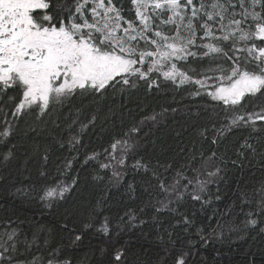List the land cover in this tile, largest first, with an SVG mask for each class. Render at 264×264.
Returning a JSON list of instances; mask_svg holds the SVG:
<instances>
[{"label": "snow or ice", "instance_id": "1", "mask_svg": "<svg viewBox=\"0 0 264 264\" xmlns=\"http://www.w3.org/2000/svg\"><path fill=\"white\" fill-rule=\"evenodd\" d=\"M166 89L196 116L190 147L164 158L149 139L173 107L127 109L88 149L110 101ZM253 161L264 172V0H0V264H139L137 234L148 264H233V245L264 244V178L231 197L220 182ZM242 256L264 264V247Z\"/></svg>", "mask_w": 264, "mask_h": 264}, {"label": "trees", "instance_id": "2", "mask_svg": "<svg viewBox=\"0 0 264 264\" xmlns=\"http://www.w3.org/2000/svg\"><path fill=\"white\" fill-rule=\"evenodd\" d=\"M110 103L114 104L115 111L110 116L109 122L98 126L84 137V142L88 145V149L99 150L101 146H107L109 141L107 129H110L113 123H115L117 126L119 125L121 114H123L125 120H127V109H132L136 118L139 119L140 116L146 112L150 113L153 110L159 112L163 108L171 109L173 107L178 108L179 110L175 113L169 111L164 117L163 121L153 128L149 135V139H154L156 141L157 151H159L161 148L166 149L164 158L176 155L181 147L191 146L194 134L190 126L192 125L193 121L196 120V116L194 112H188L185 109L184 105L189 104V102L186 99L182 100L181 96L175 94L171 89L163 90L158 94L152 93L145 95L143 93H138L128 98L126 101L117 96L115 101H110ZM101 127L105 128L106 130L101 131ZM148 147L149 149H152L151 144H149ZM221 150L223 151V147ZM228 155H232L231 145H229ZM252 165L253 166L245 167L243 170V175L241 174L240 169L233 168L231 164L228 165L229 170L225 174L224 180L220 182L221 190L223 193H226L227 197H231L232 191L236 188L238 180L243 179L244 181H247L250 189L254 183L264 178V172L261 171L260 164L257 161H253ZM84 175L85 174L82 172L81 177L83 178ZM89 182L91 183L90 177ZM213 191H215L214 188ZM112 196L114 198V203H123L127 201L129 206H135L137 203H139V201L128 200V197L123 195V189L113 190ZM226 203H228L227 198L219 202L218 207L223 208ZM17 207L20 208L19 205H17ZM20 210L24 212L22 208H20ZM31 212L32 209H29L28 211L24 212V214L31 215ZM151 235L154 236V233ZM150 239L151 236L149 239H145L139 234L133 237L134 247L131 249V251L136 253L139 257V264H148L149 260L154 259L156 248L154 245L150 246ZM250 244L252 245V249L254 251L259 247H264V244H261L258 241H241L238 244L233 245V247L236 249V254L233 256V264H243L242 254L249 248ZM144 249L148 250L147 255L144 254ZM223 251L227 252L228 248L225 247ZM224 264H229L228 260H225Z\"/></svg>", "mask_w": 264, "mask_h": 264}]
</instances>
